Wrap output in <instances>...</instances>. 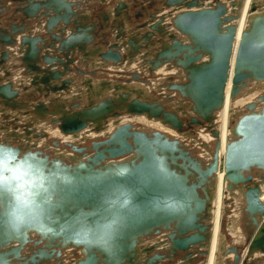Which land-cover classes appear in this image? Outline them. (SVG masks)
I'll return each instance as SVG.
<instances>
[{
  "label": "water",
  "instance_id": "obj_1",
  "mask_svg": "<svg viewBox=\"0 0 264 264\" xmlns=\"http://www.w3.org/2000/svg\"><path fill=\"white\" fill-rule=\"evenodd\" d=\"M12 1L17 4L14 12L24 21L32 24L43 20V34L41 37L40 33H32L24 23L9 25V30L0 28V68L9 66L8 49L18 45L22 55L19 64L12 66L22 68L27 77L33 75L29 83L35 86L34 93L26 92L22 85L21 91L14 89L10 80L3 83L4 77L10 75L4 71V77L0 76L1 106L25 110L30 105L28 99L41 95L49 102L52 114L45 113L43 104L33 105L37 117L56 123L65 136L75 139L85 130L89 138L61 143L63 147L50 140L54 149L30 143L24 135L0 138V146L7 150L5 157L11 156L4 159L2 176L16 189V196L11 200L5 197L0 206V264H49L51 259L62 264L61 250L65 249L79 251L81 259L76 264H138L139 243L153 234L164 238L168 250L163 255L154 253L147 257L144 264H171V257H178L177 253L182 255L180 264L187 263L190 248L205 247L198 258H193V263L200 260L204 264L208 247L203 243L209 244L213 226L210 210L215 199L213 178L220 142L212 126L206 127L216 140L211 159L204 164L186 140L201 125H209L223 106L232 57L231 100L251 83L264 85V0H249L247 7L246 0H163L160 7L168 14H150L148 21L135 25L137 30L130 23L143 15L129 11L138 6L137 0H132L136 4L131 5L119 3L110 15H100L101 22H90V14L84 7L79 8L82 3L96 0ZM244 8L246 26L237 39V21ZM125 24L129 34L124 31ZM145 25L149 32L139 38ZM104 29L114 30L110 36L118 44L107 41ZM136 34L139 39H132ZM127 35H132L126 39L128 51L150 57L149 72L163 65L182 70L183 82L163 85L179 97L180 105L176 104L174 110L168 109L173 106V95L143 97L130 88L115 95L113 92L121 86L105 95L107 85L102 83L100 92L91 95L87 89L90 81L85 76L102 72L108 67L106 64L114 66L124 60L125 54L120 55L119 48L121 43L126 47L125 41L118 40ZM74 50L81 61L75 60V74L67 77L74 61L69 53ZM50 51L65 60L52 56ZM133 52H129L130 58ZM95 58L101 67L93 66ZM79 62L87 64L83 67L89 71L79 69ZM56 64L63 67V74L52 70ZM131 76L125 79L129 84L145 81L137 73ZM73 82L85 86L86 92H70ZM61 93L65 94V103L59 99L64 96ZM97 95L102 96L94 99ZM17 96H27L28 102L17 103ZM68 100L71 104L65 109ZM183 101L189 103V110L182 107ZM122 113L159 121L185 139L132 123L122 124L117 118ZM2 117L7 119L8 115ZM109 117L115 127L107 133L104 127ZM36 134L33 139L45 137V133ZM230 136L223 157L225 189L231 198L236 189L243 197L246 236L260 223L250 240L249 252H264V204L259 199L261 186L264 187V91L256 102L244 107L230 127ZM53 186L56 191L49 203L43 189L51 192ZM33 237L38 238L40 249L25 254ZM154 248L146 254L155 252ZM228 253H234L229 264H237L236 248L226 249L225 255Z\"/></svg>",
  "mask_w": 264,
  "mask_h": 264
},
{
  "label": "bare ground",
  "instance_id": "obj_2",
  "mask_svg": "<svg viewBox=\"0 0 264 264\" xmlns=\"http://www.w3.org/2000/svg\"><path fill=\"white\" fill-rule=\"evenodd\" d=\"M160 2H163V0H161ZM248 2H249V0L245 1V3H244L245 7H247ZM21 6H23V5H21ZM83 7H85V8L88 7V4L87 3L80 4L79 8L83 9ZM16 10H17V4H16L15 1H12V0H0V11L1 12H4V11L5 12L6 11L10 12L11 11V13H13ZM245 13H246V8L241 10V15L239 17V20L237 21V24H238L237 39H238L240 30H242L246 26L247 16H246ZM167 14H168V11L164 10V13L160 14V15L162 16V15H167ZM16 18H19L22 22L24 21L18 15L16 16ZM167 19L169 20L170 18H167ZM42 21L43 20H41V19L35 20L34 21L35 25H31V22L24 21L23 25H27L29 28L30 27L35 28L36 25L38 24V26H40L39 29H36L37 30L36 32L35 31H33V32L31 31V32L32 33H40L39 35H41V37H42V33H43ZM171 31H173V29ZM175 33H176L177 36H179V38L181 40H185V37L183 35H181L180 33H177V32H175ZM116 40L117 39H114L111 43H117L118 44V42H116ZM118 41H120V39ZM120 47H121V49L119 48V51H123L124 52V50H125L127 52V54H125L124 60L122 62L114 65V67L116 69H121L122 68V69H125L126 71L136 70V71H141L142 72V71L145 70L146 72L158 77L157 78L158 80H156V81L157 82L159 81V82H162V83H160V84L158 83L160 85V88H158L159 91H158L157 95L162 94L163 97H167V96H170V95L175 96V99L172 102L173 106L172 107L170 106V108H169L168 107L169 103H167L166 106L168 107L169 110H174L173 107H178L180 105L178 95H175L172 92L171 93L168 92L167 90H165L163 85L165 83L183 82V80L185 79V76H183L182 70H177L173 66H171L170 69H167V66L163 65V66L159 67L157 70H153L152 72H149L148 69L151 67V64H150V62H147V61L150 60V57H148L149 59L147 58V56L145 58H143L141 55H139L137 57L134 54L133 50L131 49L130 51L133 52V54H132V58H130L128 56L129 52H130V51H128V49H130V48L129 47H125L124 44H120ZM11 48H17V52L22 55V53H20V52H22V49L19 48L18 45H15L14 47H11ZM235 50H236V43L233 46V53H234ZM8 52L10 53L9 49H8ZM58 55L60 56V58L62 60L63 56L60 55V54H58ZM58 55H56V56H58ZM12 57L13 56H11V58ZM69 57H70V59L72 58L74 60L73 64L76 63V66L78 64V61L76 62L75 60L81 61V59H78V55H77V51L76 50L70 52L69 53ZM18 59L20 60V57ZM124 61H126V64L124 63ZM138 61H140L141 63H138ZM128 62H130V64ZM7 63H9V62H7ZM79 63H81L82 68L87 67V64L83 65L82 62H79ZM93 63H94L93 66L101 67L100 66L101 62H99L97 60V58L94 59ZM106 65L108 66L107 68L111 67V65H109V64H106ZM134 65L137 68L133 69ZM119 66H121V67H119ZM232 66H233V57L231 59V70L229 71V78H228V82H227L226 88H225V101L223 103V106L220 108V110H218L215 113V115L213 117V121L210 122L209 125H201L200 127L203 128L204 130H199L200 132L205 133L204 131H205L206 127L210 128L212 126L211 129L214 130L215 133L216 132L218 133V141L220 142V148L218 150V157H217V165H218V167H217L216 174L214 175L215 179L213 178V181L215 182V190H214L215 199L213 201V209L210 210L211 211L210 219L212 218V222H213L212 225L213 226H212V230H211L210 237H209V244H208V242L203 243V246H207L208 247L207 258L205 259V263L204 264H214V263L215 264H229L230 261L234 258V253H228L227 255H225V250L229 249L231 247H233V248L235 247L236 251H237V254H239L238 255L239 258H238V263L237 264H257V263L264 264V252H262V251H260L258 249H255L252 252H249L250 240L252 238V235H254L258 231L260 223L250 232L249 236L247 234V236H248V238H247V236L243 232L244 231L243 230L244 226H243L242 220H244V218L241 219V217H242V206L244 205L243 197H241V195L239 194V190L238 189L235 190L234 197L233 196H232V198L230 197L229 192L226 191V189H225L226 182L224 180V171H223L224 149H225V145L227 143V140L229 139V137H231L230 136V127L232 126L234 121L237 119V117L244 112V107L246 105H248L250 103H253V102H256V99L264 91V85L263 84H259V85L263 86L262 87L263 89H262L261 86H257L258 84H252L251 83L245 88V90L249 91V92L243 93V92H245V90H244L239 95V97H237L235 100H231L229 95H230V89H231V78L233 76ZM6 67L7 66H1L0 72L1 71H3V72L7 71ZM70 68H71L72 71L70 72V74L69 73L66 74L67 77L74 76L73 69H72V67H70ZM62 69H63V67H62ZM54 71H57V70H54ZM60 73L63 74V71L60 72ZM132 73L140 74V72H134V71H132ZM97 74L98 73L95 72V75H88V76H92L91 78L98 77ZM0 76H1V74H0ZM20 76H21V79H19L18 81L15 80L16 84H17L16 87H18L20 89V85H22V86H24V88H26V92L34 93L33 90L35 89V86H33V85H31V83H29V78H30V76L32 77L33 75H30L29 77H27L26 75H24V74L22 75L21 74ZM108 78H110V77H108ZM75 79L77 80L78 77H75ZM173 79H175V80H173ZM92 80L93 79H91L90 81L93 82ZM97 80H100V79H97ZM108 80H106V79L104 80L103 79V81L100 80L101 82H98V84L102 83L105 86L107 85L106 89L103 91L105 93V95H109V94L112 93V91H115V89H114L115 86L123 87L122 89L119 88L116 92H113L115 95H117V93H119V94L123 93V91H125V89H129V88L132 89V90H136V91L146 92L145 88L142 89L141 87H139L140 85L136 84V83H131L129 85H126V84L124 85V84H117V83L111 82V80H112L111 78H110V81H108ZM15 81L13 82V80H10V83L11 84H15ZM113 81H116V80H113ZM142 81L143 80H141L139 82H142ZM143 82H145L146 84L150 85V83H149L150 80H148V79H145V81H143ZM75 83L73 82V84H72L73 87L70 89V92L73 93L75 90L76 91L78 90L80 92H82V91L86 92V90L83 89V86L79 85V83H77V84H75ZM90 87L91 86H89V88H87V89H89V92L92 95V94L95 93V90H91L92 87L91 88ZM98 88H99V91H96V92H100V91L103 90L101 87H98ZM72 93L70 95H72ZM62 95H64V96H62ZM62 95H61L62 97L59 98V99L64 100L65 94H62ZM131 95H132V93H131ZM99 96H102V95H97V96H93V97H94V99H96ZM146 96H148V95H146ZM156 98H158V97L156 96ZM160 99L162 100L161 97H160ZM29 101H30V106L32 108L34 107L33 105H39V104L45 105V103L48 104L46 106H50L48 101H47V99L45 97L41 96V95H35ZM176 104L178 106H176ZM46 106H44V107H46ZM80 107H83V106L80 105ZM182 107L184 109H188L189 110V108H188L189 107V103L187 101H183L182 102ZM0 108H1V103H0ZM46 108H47L46 109L47 111H45V113L48 112V114L49 113L52 114V110H50L48 107H46ZM67 108H69V106L66 104L65 109H67ZM2 110H4V112H6V113L8 111L5 108H2ZM11 116H14V115H11ZM15 116H16L15 119L18 122L12 128L7 125L8 122L0 121V128L3 131V132L0 131V138L5 139L6 137H4L3 135H12V136L15 135V134H17L19 136L24 135V137H27L25 139L28 140V142H30V143L38 142V144L47 146L50 149H54V147L49 143L50 140H55L59 144L60 143H64V142L73 143V142H76V141L80 142V139L82 137H84L83 139L88 137V136H86L85 130L83 131V133H79V136L76 137L75 139L72 138L71 136H65L64 134H62V132L60 131V129L58 128L56 123L52 124L51 121H48V120L45 121L43 119H40L39 117L36 116L35 113H33V111H31V109H30V107L28 105H27V109H25V110H23L21 112H16ZM117 118H118L119 122L122 123V124L123 123H132V124H134L136 126L139 125L140 127H145L147 129H151V130H155V131H159V132L165 133V134H167V135H169V136H171V137H173L175 139H179V140H183V141L185 139L176 130L164 126L159 121H155L153 119L152 120H148V119H146V117L144 115L129 116L128 114L122 113ZM112 119L113 118L109 117L106 120V126L104 127V130L107 133H110L115 127L113 125ZM200 127H198V128H200ZM27 131H28L29 134H27ZM86 131H88V130H86ZM38 132L39 133L40 132L45 133V137L33 139V137L37 136L36 133H38ZM26 135H30V136H26ZM90 136H92V135H90ZM209 136L206 135V134L202 135L200 137L201 138L200 139L201 142H197V144H194V142L189 140V139L186 140V143H190L191 146L194 148V152H196L202 158V159L201 158L200 159L203 161L204 164L208 163L210 161L211 153H212V150H213L214 141L216 140L214 137H212L213 135H212L211 131H210ZM208 138H209V140H207ZM9 140H10V138H9ZM28 142H26V143H28ZM59 150H62V148H59ZM255 179H256V177H254L253 180H255ZM213 181H212V183H213ZM260 193H261V195L259 196V199L264 204V187L263 186H261V192ZM234 199H237L235 201H237L238 207L234 208L235 209L234 214L230 215L227 219L231 220L233 218V220L235 222L234 225H236V229L241 228L240 230L245 235V239L248 240L247 243L245 242L246 246H243L244 249L242 251H241L242 248L240 247L241 246L240 244H242V242L234 243V244L231 243V245L229 247H227L225 245V243H224V245H222V242H223V239H224L225 236L223 238L220 236V232L222 230V224H225L224 221L226 220V218H224V217L228 214V209L226 208V205L230 203V205L235 207V205L233 203ZM240 220H241V222H240ZM233 226H232V228H233ZM247 228H249V227H247ZM236 233H237L236 235L239 234L238 232H236ZM215 234H216V236H215ZM214 236H215V238H214ZM143 238H145V237H143ZM226 239L230 240V238H226L225 237V240ZM147 245H148L147 247H149V249L151 247L154 248L156 246V248H154V250L156 249V251L155 252H151L148 255L147 254L144 255L142 253V251L139 250L138 262H137L138 264H144L145 261H146V258L152 256L154 253H157L158 255H163V253H165V251L168 250L167 249V243L164 242V240H162L160 238V235H157L154 238H150L147 241ZM138 248H140V246H138ZM204 249H205V247L203 249H201L200 247L199 248L198 247L190 248V251L188 252L189 253L188 262L192 261V263H188L186 261L187 263L183 262L182 264H194L195 262L193 263V258L194 257L197 258L200 255L201 251H203ZM69 250L70 249H65L64 250V254H67V251H69ZM212 250H213V252H212ZM231 254H233V255H231ZM78 255H80V254H78ZM164 255H169V254L166 253ZM177 256L178 257H176V258H174V256L171 257L172 258L171 263L176 261L178 264H180V257L182 255L180 253H177ZM80 257L76 256L74 262L72 261V262H69L68 264H76V262L79 259H81ZM258 260H260V261H258ZM54 262H55V260H54ZM62 264H67V263L62 262Z\"/></svg>",
  "mask_w": 264,
  "mask_h": 264
},
{
  "label": "rangeland",
  "instance_id": "obj_3",
  "mask_svg": "<svg viewBox=\"0 0 264 264\" xmlns=\"http://www.w3.org/2000/svg\"><path fill=\"white\" fill-rule=\"evenodd\" d=\"M128 2L127 3H129V4H136V2H133L132 0H127ZM137 1H139V3H142V6L145 8V10H146V13L144 12V10L141 8V4H139L138 3V6H136V7H130V9H129V11L131 12V13H134L135 11H139V12H141V14L143 15L139 20H137V19H134V21H136L135 23H130V27L133 29V30H137L136 29V27H135V25L136 24H141V23H143V22H146V21H148L149 19H150V14H152V13H154V12H156L157 11V15H160V14H162L163 13V11H162V9H161V7H160V1L161 0H137ZM108 2V1H107ZM119 3H122L121 1H119ZM118 3V4H119ZM89 4V6H88V8L86 9L85 7H84V9H85V11L87 12V13H89L90 14V18H91V20H90V22H92V21H96V22H98L99 21V18H100V15H101V13L104 11V13L105 14H108V13H110V10H105V8H103V7H101L100 6V4H99V6H97L98 7V9L97 10H94V9H92L93 8V5H95L94 4V2H89L88 3ZM104 4H106V1L104 2ZM117 4V5H118ZM123 4H125V3H123ZM98 5V4H97ZM116 5V6H117ZM97 13H98V15H97ZM109 15V14H108ZM16 16H17V14H15L14 12L13 13H11V11L10 12H8V11H4L3 13H0V28H7L8 30L10 29V26L9 25H13V24H15V25H22L24 22H22L19 18H16ZM15 18V19H14ZM99 22H101V19H100V21ZM2 23V24H1ZM31 25H35V23L34 22H32V24ZM39 27L40 26H38V24L36 25V27L35 28H33V27H30L31 29H30V31H37L36 29H39ZM124 27V31L125 30H127V26H126V24L123 26ZM146 27V28H145ZM145 27L144 28H142V31H141V33H140V37L142 36V35H145L147 32H149V29H148V25H145ZM27 28V27H26ZM29 28V27H28ZM107 30H103V32H106ZM114 31V30H113ZM113 31L112 30H109L108 29V31H107V33H106V38H107V41L109 42V43H111L114 39L113 38H111V34H113ZM145 31V32H144ZM128 33H130V31L128 30ZM127 32H126V34H128ZM43 34V33H42ZM44 36V35H43ZM132 35H130V37H131ZM112 37H113V35H112ZM129 37V35H127L126 36V38H119L120 39V41L121 42H123V41H125V45H126V47H128V39L130 38ZM139 37V38H140ZM138 38V35L136 34L134 37H132V39H139ZM125 39H127V40H125ZM122 44V43H121ZM16 49V50H15ZM9 51H10V56H13L8 62V65L9 66H7L6 67V69L8 70V72L10 73V75L9 76H7V77H4V72L3 71H1L0 72V74H1V76L2 77H4V80H3V83L6 81L5 79H7V80H13L12 78L13 77H15L16 76V80H19V79H21V76L19 77L18 75H23V72H22V68H19V67H14V66H12V65H17V64H19V63H17V62H19V57H21V54H19L18 52H17V48H9ZM120 52V55H121V53H123V54H127V52L126 51H119ZM41 54H43V51H41ZM50 54H52V56H56V55H58V53H56V54H54L53 52H51L50 51ZM57 57V56H56ZM139 59V58H138ZM62 60H65V58H63L62 57ZM138 63H141L140 61H138ZM99 64V63H98ZM72 65V64H71ZM42 66V65H41ZM43 67V66H42ZM72 69H75V68H77V66H76V63L75 64H73L72 66ZM118 67V66H117ZM119 67H121V66H119ZM79 69H81V70H87L86 68H82V67H78ZM134 68H137L135 65H134V67H133V69ZM11 69L12 70H15V71H19V74H17V72H15L16 73V75L14 74V72H12L11 71ZM110 69V70H109ZM112 69H115V70H112ZM52 70H57V71H60V72H62L63 71V69H62V67H61V65H54V67L52 68ZM122 70V71H121ZM87 71H89V69L87 70ZM132 71H134V72H140V74L142 73L141 71H136V70H130V71H126L125 69H119V70H116V68L113 66V65H111V67L110 68H106V69H104V70H102V72L101 71H97V75H98V77H93V78H100V80H102V79H106V80H108V81H110V78L112 79L111 80V82H114V83H117V84H120V83H118L119 81L121 82V83H125V84H129V83H127L125 80H120V79H117V77H126L127 79H129V78H131L132 76H131V73H132ZM100 73V74H99ZM75 74V73H74ZM108 74V75H107ZM130 74V75H129ZM140 74H139V76H140ZM110 75V76H109ZM11 77V78H10ZM80 77V76H79ZM85 77H91V76H85ZM108 77H110V78H108ZM146 78H144V79H148V80H150V85H148L147 84V86H151V90L152 91H154V89H152V88H157L155 85H157V84H155L156 82H155V80H154V78H158V77H156V76H154V75H152V74H150L149 73V75H147V76H145ZM80 79H83V77H80ZM113 80H116V81H113ZM173 80H175V79H173ZM15 80H13V82H14ZM118 81V82H117ZM141 81V80H140ZM58 82H60V81H58ZM57 82V83H58ZM135 82V81H134ZM143 82V81H142ZM132 83V82H131ZM15 84H16V81H15ZM124 84V85H125ZM136 84H139L140 86H141V84L140 83H136ZM154 84V85H153ZM145 85V84H144ZM139 86V87H140ZM153 86V87H152ZM83 87H85V86H83ZM18 88V87H17ZM86 88V87H85ZM21 89V88H20ZM86 90V89H85ZM166 90V89H165ZM246 92H249V91H246L245 90V92H243V93H246ZM22 93V92H21ZM149 93V92H148ZM149 96V95H148ZM152 96H157L158 97V95H157V93L156 92H152ZM68 98H69V96H68ZM28 98H27V96H22V97H16V98H14V100L18 103H26V102H28L29 101V99H28V101H26ZM99 99H103L102 97H100ZM98 99V100H99ZM255 100V99H254ZM63 101V100H62ZM162 101V100H161ZM9 102H11V101H9ZM14 102V101H13ZM16 102H14V103H16ZM59 102H61V101H59ZM49 103V102H48ZM63 103H65L64 101H63ZM66 104L69 106L70 104H71V102L68 100L67 102H66ZM165 104V103H164ZM48 105V104H47ZM29 107H31L30 105H29ZM49 107H51V106H49ZM51 110H52V108H51ZM8 120H10V119H8ZM139 126V125H138ZM200 129H202L201 127H200ZM194 131V130H193ZM205 133H203V132H200V131H194V133H193V135H191L190 136V138H188L189 140H191V141H193L194 142V144H197V142H201V136L202 135H204V134H206V135H208L209 136V134H210V131L209 130H207V129H205V131H204ZM208 133V134H207ZM199 135V136H198ZM211 136V135H210ZM209 136V137H210ZM212 138V137H211ZM187 139V140H188ZM213 139V138H212ZM199 140V141H198ZM207 140H209V138L207 139ZM60 147H63V144H61L60 143ZM194 149V148H193ZM235 207H233L232 205H230V207H229V210H228V214L227 215H230V214H232L234 211H235V209H234ZM230 211V212H229ZM242 218H244V215H242V217H241V219ZM240 222H241V220H240ZM244 238H245V235H244ZM245 241H246V243H247V239H245ZM229 242V241H228ZM241 246V251L244 249L243 248V246H246V244L244 245L243 243L242 244H240ZM241 253V252H240ZM231 255H233V254H231ZM233 257V256H232ZM258 261H260V260H258ZM53 264H57V263H53ZM257 264H260V263H257Z\"/></svg>",
  "mask_w": 264,
  "mask_h": 264
},
{
  "label": "crops",
  "instance_id": "obj_4",
  "mask_svg": "<svg viewBox=\"0 0 264 264\" xmlns=\"http://www.w3.org/2000/svg\"><path fill=\"white\" fill-rule=\"evenodd\" d=\"M102 1H106V4H104V2H102ZM108 1V2H107ZM119 1H121L122 3H127L128 1L127 0H96V1H94V4L95 5H93V8L92 9H94V10H97L98 9V7L97 6H99V4H100V6L101 7H103V8H105V10L107 9V10H112L114 7H117L116 5L119 3ZM98 4V5H97ZM128 5H131V4H129V3H127ZM88 7H86V9H87ZM109 15L111 14V12L110 13H108ZM108 14H105L104 13V11L101 13V15L102 16H106V15H108ZM97 15H98V13H97ZM128 30H129V26H127V30H125V32H127L128 33ZM129 34V33H128ZM139 55H137V57H138ZM17 63H19V62H17ZM124 63L126 64V61H124ZM112 70H114V69H112ZM116 70H119V69H116ZM144 70V69H143ZM8 71V70H7ZM11 71L12 72H14L15 70H12L11 69ZM15 72H17V74H19V71H15ZM14 72V74L16 75V73ZM100 74V73H99ZM149 73L148 72H146L145 70L144 71H142V73L140 74V78L141 79H144L145 78V76H147ZM108 75V74H107ZM18 76H20V75H18ZM110 76V75H109ZM11 78V77H10ZM13 80H16V76L15 77H13L12 78ZM85 79V78H84ZM86 79H87V81L89 80H91V79H93L92 81L93 82H89L90 83V86L92 87H90L91 88V90H95V92L96 91H99V84H98V82H101V81H103V79L100 81V80H97V79H100V78H91V77H86ZM117 79H120V80H125V79H127L126 77H117ZM154 80H155V84H157V85H155L157 88L155 89V88H152V89H154V91H152L151 90V87L150 86H147V84L145 83V82H139V81H132V83H140L141 84V88L142 89H144L145 88V90H146V92H141V91H138V92H140L141 93V96H143V97H145L146 95H149L150 97H156V96H152V92H156L157 94H158V91H159V89L158 88H160V83H162V82H157L156 80H158V79H156V78H154ZM18 81V80H17ZM118 82V81H117ZM118 83H120V84H125V83H121L120 81L118 82ZM159 83V84H158ZM145 84V85H144ZM16 85L17 84H13V88L14 89H17V90H20L21 91V89H19V88H17L16 87ZM127 85V84H126ZM129 85V84H128ZM144 86V87H143ZM150 87V88H149ZM83 89L85 90L86 88L85 87H83ZM124 92V91H123ZM149 92V93H148ZM47 104L45 103V105L44 106H46ZM46 107H48L50 110H51V107H49V106H46ZM1 108H3L2 106H1ZM6 109V108H5ZM30 109H31V111H32V107H30ZM47 109V108H46ZM8 110V109H7ZM1 111L2 110H0V121H5V122H8L9 124H8V126L9 127H13L15 124H17V120H14V118L13 117H15V115H16V112H21V111H23V110H8L7 111V113L6 112H4V113H1ZM16 111V112H15ZM3 114H6V115H8V117H7V119H4V117H2V115ZM11 115H14V116H11ZM8 119H10V120H8ZM199 131V130H204L203 128L202 129H200V128H198V129H195V131ZM235 200H237V199H234V205H235V208L236 207H238V203H237V201H235ZM230 206V203L229 204H227L226 205V208L229 210V207ZM234 214V212L232 213V214H230V215H233ZM230 215H226L224 218H226V220L224 221L225 222V224H222V230H221V232H220V236L223 238L224 236L226 237V238H230V240H228V239H226L225 240V237H224V239H223V242H222V244L224 245V243H225V245L227 246V247H229L230 245H231V243H240V242H242L244 245H245V238H244V234L242 233V231L240 230L241 228H239V229H236V225H234V220H233V218L231 219V220H228L227 218L230 216ZM234 225V226H233ZM232 226H233V228H232ZM231 228V229H230ZM236 232H238L239 234L238 235H236L237 233ZM215 236H216V234H215ZM215 236H214V238H215ZM229 241V242H228ZM217 244V243H216ZM212 252H213V250H212ZM215 264V263H214Z\"/></svg>",
  "mask_w": 264,
  "mask_h": 264
},
{
  "label": "flooded vegetation",
  "instance_id": "obj_5",
  "mask_svg": "<svg viewBox=\"0 0 264 264\" xmlns=\"http://www.w3.org/2000/svg\"><path fill=\"white\" fill-rule=\"evenodd\" d=\"M155 236H157V235H155V234H153V235H150V236H147V237H145V238H143L141 241H140V248H139V250L140 251H142V253L145 255L146 254V251L149 249V247H147L148 245H147V241L150 239V238H154ZM160 238L162 239V240H164V238L162 237V236H160ZM213 239V238H212ZM37 241H38V238L37 237H33L32 239H31V242L27 245V248H26V250H25V254H28V255H30V254H32V253H34V252H36L37 250H39L40 249V245H38L37 244ZM223 245V244H222ZM73 250V251H72ZM78 250H74V249H70L69 251H67V254H64V250H61V260H62V262H74V260H75V258H76V256H79L80 257V255H78V254H80L79 253V251L77 252ZM76 252V253H75ZM69 254V255H68ZM69 256V257H68ZM199 257V256H198ZM197 257V258H198ZM78 258V257H77ZM203 259V258H202ZM54 260L55 259H51V261H49V264L51 263H56V262H54ZM174 263H176L177 264V262L176 261H174V262H172L171 264H174ZM195 264H200V260L199 261H197V262H195Z\"/></svg>",
  "mask_w": 264,
  "mask_h": 264
},
{
  "label": "snow or ice",
  "instance_id": "obj_6",
  "mask_svg": "<svg viewBox=\"0 0 264 264\" xmlns=\"http://www.w3.org/2000/svg\"><path fill=\"white\" fill-rule=\"evenodd\" d=\"M7 150H5L2 146H0V206H2L5 197H7L9 200H11V198L13 196H16V189L9 185L2 176V172L4 170V159L5 158H11V156H7L5 157V153ZM68 182V181H66ZM56 188L55 186H53V188L51 189V192H49L48 189H43V192L47 194L46 199L48 200L49 203H51L50 200V196L55 194ZM34 195H40V193H34ZM19 197L17 196V199ZM126 203V202H125Z\"/></svg>",
  "mask_w": 264,
  "mask_h": 264
}]
</instances>
